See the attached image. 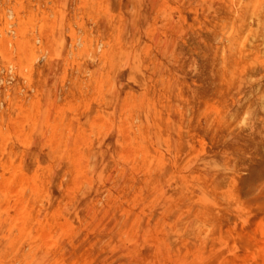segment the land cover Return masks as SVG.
Instances as JSON below:
<instances>
[{"label": "rangeland", "instance_id": "rangeland-1", "mask_svg": "<svg viewBox=\"0 0 264 264\" xmlns=\"http://www.w3.org/2000/svg\"><path fill=\"white\" fill-rule=\"evenodd\" d=\"M0 264H264V0H0Z\"/></svg>", "mask_w": 264, "mask_h": 264}]
</instances>
